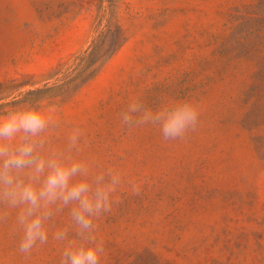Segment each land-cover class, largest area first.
Segmentation results:
<instances>
[{
    "label": "rangeland",
    "instance_id": "1",
    "mask_svg": "<svg viewBox=\"0 0 264 264\" xmlns=\"http://www.w3.org/2000/svg\"><path fill=\"white\" fill-rule=\"evenodd\" d=\"M45 96L48 146L82 128L73 154L121 176L97 222L103 264H264V0H0V115ZM135 99H194L198 128L175 141L129 129ZM59 228L69 240L51 239ZM20 238L0 222V264H60L78 239L67 210L30 255Z\"/></svg>",
    "mask_w": 264,
    "mask_h": 264
},
{
    "label": "clouds",
    "instance_id": "2",
    "mask_svg": "<svg viewBox=\"0 0 264 264\" xmlns=\"http://www.w3.org/2000/svg\"><path fill=\"white\" fill-rule=\"evenodd\" d=\"M57 109L48 96L22 98L0 115V222L13 221L21 234L19 251L27 256L48 243L54 216L67 210L78 239L64 248L60 264H103L106 247L96 234L97 222L117 202L121 176L112 169L93 175L73 154L80 151L82 128L73 129L65 150L48 146ZM200 115L194 99H177L156 110L135 99L120 120L129 129L156 126L165 141H175L197 130ZM133 192H138L135 185ZM51 239L67 241L69 230L59 228Z\"/></svg>",
    "mask_w": 264,
    "mask_h": 264
},
{
    "label": "trees",
    "instance_id": "3",
    "mask_svg": "<svg viewBox=\"0 0 264 264\" xmlns=\"http://www.w3.org/2000/svg\"><path fill=\"white\" fill-rule=\"evenodd\" d=\"M92 44L94 45V43H91V45H92Z\"/></svg>",
    "mask_w": 264,
    "mask_h": 264
}]
</instances>
